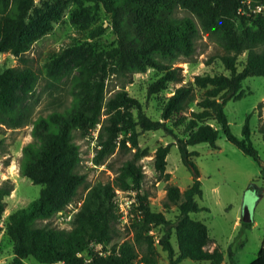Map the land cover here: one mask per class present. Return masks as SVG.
Instances as JSON below:
<instances>
[{"label":"trees","instance_id":"trees-1","mask_svg":"<svg viewBox=\"0 0 264 264\" xmlns=\"http://www.w3.org/2000/svg\"><path fill=\"white\" fill-rule=\"evenodd\" d=\"M89 1L106 10L109 25L117 37L116 44L96 49L88 41L75 43L54 54L46 62L44 72L35 66L29 50L37 39L54 29L69 1L0 0V53L11 52L20 61L0 71V126L19 127L27 122L29 109L21 103L18 92L32 93L43 73L55 79L73 68L79 72L73 104L36 119L32 132L37 142L24 147L21 172L42 188L37 198L11 212L5 221L6 236L14 254L12 264H29L26 259L30 256L44 264L58 261L133 264L139 255L136 244L124 240L107 246L114 238L111 220L117 189L136 191L139 217L134 223L135 239L139 245L143 240L147 243L140 260L159 264L154 237L148 233L159 226L162 229L159 244L167 251L170 264H178L185 258L223 264L225 254L221 247L216 244L210 248L215 240L207 224L191 215L204 207L197 202L203 189L199 170L191 160L198 151L190 150V146L205 142L219 148L218 137L222 130L228 140L261 162L251 138V114L247 115L243 136L239 137L231 129L225 104L243 96V81L249 75L264 76V25L259 19L238 14L241 0ZM178 8L195 14L202 27L220 32L224 53L219 57L227 73H199L185 81L183 67L174 63L195 52L199 28L193 16H179ZM103 30L101 26L94 35ZM243 53L245 58L241 60ZM148 68L160 73L148 87L150 95H157L159 118L149 115L143 102L126 89L106 98V81L110 75H132ZM170 83L179 85L171 95H161ZM197 88H203L204 93L196 108L190 109ZM261 105L262 102L258 107ZM130 108L136 109V116L129 113ZM99 123L96 163H103L104 157L115 151L122 134L136 148L135 157L127 159L111 181H99L89 188L82 205L73 214L70 229H60L50 223L38 224V220L49 219L76 198L86 174L77 170L80 152L74 131L87 134ZM148 130H162L173 137V141L158 145L155 151V168L166 180L171 176L166 166L173 144L193 171V181L187 188L181 189L175 183L166 185L163 205L167 210L176 207L174 218L154 210L148 192L142 190L145 172L139 160L145 151L140 148L139 137L142 131ZM259 131L264 136V119ZM125 138L121 140L123 146ZM12 189L8 183L0 186V220L6 209L5 196ZM243 224L249 227L252 223L243 221ZM173 234L177 249L172 242ZM100 245L103 252L95 250ZM228 254L226 264H236L232 248ZM248 264H264V244L258 256Z\"/></svg>","mask_w":264,"mask_h":264},{"label":"rangeland","instance_id":"rangeland-1","mask_svg":"<svg viewBox=\"0 0 264 264\" xmlns=\"http://www.w3.org/2000/svg\"><path fill=\"white\" fill-rule=\"evenodd\" d=\"M65 14L52 31L37 39L29 55L33 57L35 66L45 72L46 62L56 53L75 43L88 41L96 49L109 48L116 44L117 37L108 22V15L103 7H98L89 0H68ZM179 16H193L197 21L199 31L196 38L195 52L189 57H182L174 65L182 66L185 81L192 80L199 73L226 72L220 55L224 49L220 40V32L216 29H206L201 26L197 16L178 8ZM103 26L104 30L94 33ZM245 53L240 56L244 60ZM18 57L11 52L0 53V71L8 66L19 64ZM154 68L145 72H135L132 75L112 74L107 79L106 98L120 89H126L132 96L140 99L149 115L160 117V107L155 94L148 93L150 83L159 76ZM79 72L69 70L58 78L52 79L44 73L41 75L36 89L30 94H22L21 103L28 107L27 122L19 127L0 126V186L8 183L13 186L11 193L5 196L6 209L0 220V264H12L13 250L10 239L6 236L4 226L8 215L18 208L26 207L30 201L37 198L42 188L41 184L33 183L21 172L20 161L24 147L30 142H37L33 135L34 122L40 116H47L53 111H61L70 107L75 101L78 91ZM179 84L170 83L169 87L161 91V95L169 96ZM243 96L230 99L225 104L231 129L239 137L243 136V126L247 115L251 114L252 141L260 154V161L246 154L239 147L227 139L220 130L218 137L219 148H212L207 143H197L190 146V150L198 151L191 156L200 173L203 194L197 197V202L204 207L192 212L195 219L202 220L209 228L210 236L215 240L210 245L218 244L224 251L225 260L229 261L228 251L235 252L236 264H248L253 261L264 244V136L259 131V124L264 119V76L252 74L243 81ZM204 93L203 88H197L195 99L190 104L196 108L197 101ZM262 105L258 107L259 103ZM129 113L136 116L134 108ZM106 116V115H103ZM101 123L87 134L80 130L74 131V141L79 146L80 161L77 170L86 174L85 183L79 188L78 194L64 209L58 211L49 219L38 220V224L50 223L60 229H70L75 211L82 205L89 188L95 183L111 181L119 168L127 160L135 157V150L125 134L118 138L115 151L104 157L103 163H96L99 149L98 134ZM181 133V130H179ZM182 135V134H181ZM126 137V145L121 144ZM173 141V137L162 130L142 131L139 137L141 150L145 151L140 158L145 177L142 190L148 192L149 202L156 211H163L168 217L174 218L177 209L173 206L167 210L163 205L166 196V185L175 183L181 189L187 188L193 181V171L181 156L179 148L173 144L167 155L166 171L171 173L168 180L155 168V151L158 145ZM116 208L111 220L113 240L107 244L124 240L136 244L140 259L146 252L147 243L143 240L139 245L135 239L134 223L138 219L136 211V191L116 190ZM246 208L251 214V226L243 224L242 217ZM154 237V245L159 264H170L167 251L159 244L162 229L157 226L148 232ZM172 242L177 249L175 234ZM142 246V247H141ZM103 252V246L95 248ZM29 264H44L30 256L26 259ZM50 264H64L61 261ZM178 264H211L208 260L185 258Z\"/></svg>","mask_w":264,"mask_h":264},{"label":"built area","instance_id":"built-area-1","mask_svg":"<svg viewBox=\"0 0 264 264\" xmlns=\"http://www.w3.org/2000/svg\"><path fill=\"white\" fill-rule=\"evenodd\" d=\"M239 15L259 19L264 25V0H241L238 10ZM133 264H148L146 261L137 259Z\"/></svg>","mask_w":264,"mask_h":264},{"label":"water","instance_id":"water-1","mask_svg":"<svg viewBox=\"0 0 264 264\" xmlns=\"http://www.w3.org/2000/svg\"><path fill=\"white\" fill-rule=\"evenodd\" d=\"M242 220L245 221V222H250L251 221V214H250L248 208H246V210L244 212V215L242 217Z\"/></svg>","mask_w":264,"mask_h":264}]
</instances>
